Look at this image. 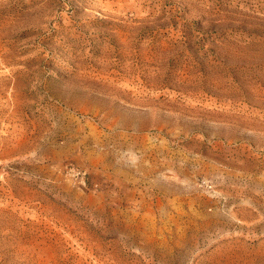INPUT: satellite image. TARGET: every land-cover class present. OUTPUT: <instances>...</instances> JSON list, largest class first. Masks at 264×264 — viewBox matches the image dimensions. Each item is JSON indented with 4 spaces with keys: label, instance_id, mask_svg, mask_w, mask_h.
I'll return each instance as SVG.
<instances>
[{
    "label": "rangeland",
    "instance_id": "rangeland-1",
    "mask_svg": "<svg viewBox=\"0 0 264 264\" xmlns=\"http://www.w3.org/2000/svg\"><path fill=\"white\" fill-rule=\"evenodd\" d=\"M0 264H264V0H0Z\"/></svg>",
    "mask_w": 264,
    "mask_h": 264
}]
</instances>
